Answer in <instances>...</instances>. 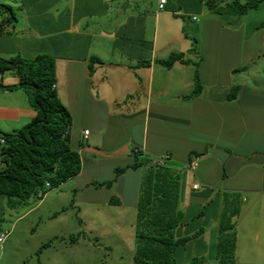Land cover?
<instances>
[{"label": "crops", "instance_id": "obj_1", "mask_svg": "<svg viewBox=\"0 0 264 264\" xmlns=\"http://www.w3.org/2000/svg\"><path fill=\"white\" fill-rule=\"evenodd\" d=\"M232 1L167 0L160 9V0H2L11 11L8 21L0 17V56H53L56 88L72 115L70 143L82 170L53 191L66 193L78 214L93 207L106 218V206L118 208L112 230L129 232L137 219L125 224L120 217L134 211L137 216L146 170L133 167L136 154L168 155L181 164L183 219L175 234L192 237L176 248L191 250L181 255L185 262L204 258V264H218L213 251L229 192L241 200L234 217L235 264H264V2L242 15L209 3ZM173 54L182 57L166 67L163 61ZM9 73L13 78L2 84L16 87L0 88V134L16 132L36 116L14 71L3 78ZM197 77L202 91L193 95ZM49 195L34 206L29 201L38 197L27 200L23 206L32 207L21 215L18 200L0 195L2 226L13 231ZM41 218L22 226L29 244L18 245L22 264L47 248L36 234ZM78 219V230H87Z\"/></svg>", "mask_w": 264, "mask_h": 264}, {"label": "trees", "instance_id": "obj_2", "mask_svg": "<svg viewBox=\"0 0 264 264\" xmlns=\"http://www.w3.org/2000/svg\"><path fill=\"white\" fill-rule=\"evenodd\" d=\"M262 2L264 0L245 3L235 0L224 6H219V2L209 3L219 12L242 15ZM10 11L9 5L0 4V17L6 16V21ZM260 27H264V22ZM4 30L2 21L0 35ZM181 57V54H173L163 64L172 67ZM14 65V73L20 78L36 116L16 132L0 134L5 140V143L0 142V159L6 164V169L0 171V195H6L10 201H27L32 197H43L48 190L78 175L82 170V159L71 147L72 115L56 88L55 58L39 55L33 60L20 56L9 60L0 56V72L11 70ZM238 89L232 90L231 99L236 97ZM201 91L202 84L197 77L193 95ZM158 157L155 160L138 152L137 162L133 165L146 167L137 203L134 264H178L174 260L175 248L192 238H178L175 234L183 219L179 209L181 173L177 169L181 164L171 162L169 158L160 165ZM47 183H50L49 187ZM240 204L239 194H225L214 256L218 264H235L237 224L234 217L240 213ZM202 261L204 258H194L187 264H201Z\"/></svg>", "mask_w": 264, "mask_h": 264}, {"label": "rangeland", "instance_id": "obj_3", "mask_svg": "<svg viewBox=\"0 0 264 264\" xmlns=\"http://www.w3.org/2000/svg\"><path fill=\"white\" fill-rule=\"evenodd\" d=\"M0 4L2 0H0ZM263 3V2H262ZM11 19H13L11 17ZM23 58V57H21ZM16 66V65H14ZM13 66V67H14ZM11 70H14V68ZM15 76L16 73H14ZM18 77V76H17ZM7 78H13L9 73L3 78L2 72H0V83L2 80ZM0 171L6 167V164L0 163ZM183 184V180H182ZM182 187V186H180ZM181 190V188H180ZM49 199H47L39 209L32 211L30 214L23 218V221L18 224L16 229L11 230V225L2 226L4 221L0 219V234L2 232L11 231L7 239L3 244H0V264H22L21 256L22 252L18 250V245L29 246L27 239V231L22 226L24 224L30 225L39 216H41L40 224L37 226L36 234L39 241L46 243L47 248L40 247L39 252L32 254L26 258L25 263L27 264H134V252L136 249V237L135 228L124 232H118L117 230H112L115 227L111 226L115 221L112 220L114 210H119L118 208H111L106 206L107 217L98 215L93 207L85 211L84 214H78L76 209H73L67 200L69 199L66 193H61L59 189L48 190L47 194ZM66 198L64 199L63 196ZM37 197V196H36ZM41 198V197H40ZM39 197L35 200L29 201L32 206L40 199ZM64 199V200H63ZM15 200V199H12ZM11 200V201H12ZM26 201H17L15 206L18 207L19 215L24 213L32 206H23ZM11 205V204H10ZM66 207V210L61 211L60 207ZM61 210H58V209ZM2 212V209H0ZM209 213L206 216L209 219ZM86 222L87 230L80 232L78 230V218ZM136 214L128 213V216L121 218L120 220L127 221L125 224L135 223ZM108 218V219H107ZM8 221V218L5 219ZM65 223V226H63ZM68 226H67V225ZM108 229V230H107ZM50 233H57V238L51 237ZM70 236V237H69ZM217 236V234H216ZM62 237H65V241L62 242ZM69 237V238H68ZM217 240V238H216ZM216 240L213 254L216 253ZM41 242V243H42ZM43 243V244H44ZM178 247V246H177ZM176 247V248H177ZM174 251V260L178 264H187L186 260L182 257H187L191 250L187 247L182 251ZM41 251L43 253H41ZM185 262V263H184ZM213 262H210L212 264ZM204 264V261L201 262Z\"/></svg>", "mask_w": 264, "mask_h": 264}, {"label": "built area", "instance_id": "obj_4", "mask_svg": "<svg viewBox=\"0 0 264 264\" xmlns=\"http://www.w3.org/2000/svg\"><path fill=\"white\" fill-rule=\"evenodd\" d=\"M166 3H167V0H160L159 8H160V9H163ZM66 134H68V132H66ZM88 134H89V131L86 130V131L84 132V136L87 138V137H88ZM0 142H1V143H5L4 138H0ZM169 158H170V157H169L168 155L161 156V157H158L157 162H158L160 165H163V164L166 162V160H168ZM196 165H197V158L195 159V161H194L193 163H191V164L189 165V168H190L192 171H194L195 168H196ZM199 185H200V184H199L198 182H196V183L193 185L194 189H198V188H199ZM49 186H50V183H47V187H49ZM9 233H10L9 231H6V232H4V233H1V235H0V243H2V242L5 241V239H6L7 236L9 235Z\"/></svg>", "mask_w": 264, "mask_h": 264}, {"label": "water", "instance_id": "obj_5", "mask_svg": "<svg viewBox=\"0 0 264 264\" xmlns=\"http://www.w3.org/2000/svg\"><path fill=\"white\" fill-rule=\"evenodd\" d=\"M16 66H14L13 68L15 69ZM4 85L2 83H0V88H3Z\"/></svg>", "mask_w": 264, "mask_h": 264}]
</instances>
